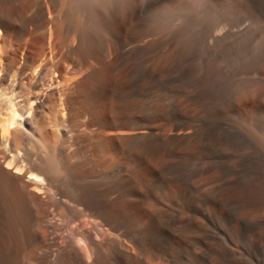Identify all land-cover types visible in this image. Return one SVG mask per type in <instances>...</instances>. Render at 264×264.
Here are the masks:
<instances>
[{
    "label": "bare ground",
    "instance_id": "6f19581e",
    "mask_svg": "<svg viewBox=\"0 0 264 264\" xmlns=\"http://www.w3.org/2000/svg\"><path fill=\"white\" fill-rule=\"evenodd\" d=\"M162 1L0 0V264H264V0Z\"/></svg>",
    "mask_w": 264,
    "mask_h": 264
},
{
    "label": "clouds",
    "instance_id": "9594fccd",
    "mask_svg": "<svg viewBox=\"0 0 264 264\" xmlns=\"http://www.w3.org/2000/svg\"><path fill=\"white\" fill-rule=\"evenodd\" d=\"M182 2L175 0L163 8H179ZM59 6L67 27L86 42H99L108 27L123 22L130 10L129 0H59ZM137 11L143 16L146 27H154L153 16L142 14L140 5H137ZM198 23L193 21L194 29Z\"/></svg>",
    "mask_w": 264,
    "mask_h": 264
},
{
    "label": "rangeland",
    "instance_id": "374dc122",
    "mask_svg": "<svg viewBox=\"0 0 264 264\" xmlns=\"http://www.w3.org/2000/svg\"><path fill=\"white\" fill-rule=\"evenodd\" d=\"M130 1L129 2L131 4L133 2V0H130ZM163 1H162L163 3L161 2L160 4H158L148 14V15L153 16V19L156 22L155 25L160 26V29L163 30V31L165 29L168 30V28H171L174 25L178 24V22H179L178 21L179 15L182 16V13H183V12H181V10L184 11V14H185L186 11H187V7H188L189 4L190 5H193V6H196L200 2V0H183V2L180 4V7L179 8H169L167 6H165L163 8V5L173 4L175 2V0H163ZM177 12L179 13V15H178ZM180 12H181V14H180ZM176 15H178V17ZM181 19H182V17H180L179 20L181 21ZM158 23H159V25H158ZM160 59L166 60L167 59L166 53L161 54L160 55Z\"/></svg>",
    "mask_w": 264,
    "mask_h": 264
}]
</instances>
